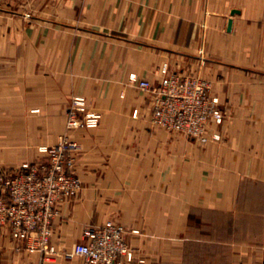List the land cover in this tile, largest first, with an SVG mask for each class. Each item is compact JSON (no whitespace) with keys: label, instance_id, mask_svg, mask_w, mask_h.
Segmentation results:
<instances>
[{"label":"crops","instance_id":"obj_1","mask_svg":"<svg viewBox=\"0 0 264 264\" xmlns=\"http://www.w3.org/2000/svg\"><path fill=\"white\" fill-rule=\"evenodd\" d=\"M164 64L209 82L218 140L151 122L130 75L157 85ZM76 95L96 127L66 128ZM64 134L81 188L57 205L55 248L111 223L135 254L123 264H264V0H0V172ZM41 258L0 226V264Z\"/></svg>","mask_w":264,"mask_h":264},{"label":"built area","instance_id":"obj_2","mask_svg":"<svg viewBox=\"0 0 264 264\" xmlns=\"http://www.w3.org/2000/svg\"><path fill=\"white\" fill-rule=\"evenodd\" d=\"M161 74L157 85L130 75L132 82L154 96L151 122L200 142L218 140L219 134L211 132L209 124H221L225 112L218 98L210 94L209 82L198 75L170 72L166 64ZM65 117L66 128L72 130L96 127L101 115L89 109L85 97L76 95ZM77 148L78 144L64 134L54 145L39 148L43 154L40 159L0 172V226H8L12 237L23 241L28 250L41 252V264L77 256L84 264L130 263L135 254L121 225L84 226L83 240L69 249H57L50 242L58 203L76 197L81 188L75 171Z\"/></svg>","mask_w":264,"mask_h":264},{"label":"water","instance_id":"obj_3","mask_svg":"<svg viewBox=\"0 0 264 264\" xmlns=\"http://www.w3.org/2000/svg\"><path fill=\"white\" fill-rule=\"evenodd\" d=\"M233 13H234V11H233ZM231 26V20L229 21V27Z\"/></svg>","mask_w":264,"mask_h":264},{"label":"rangeland","instance_id":"obj_4","mask_svg":"<svg viewBox=\"0 0 264 264\" xmlns=\"http://www.w3.org/2000/svg\"><path fill=\"white\" fill-rule=\"evenodd\" d=\"M59 140V139H58Z\"/></svg>","mask_w":264,"mask_h":264}]
</instances>
